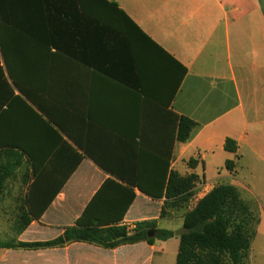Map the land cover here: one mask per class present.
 <instances>
[{"label": "crops", "instance_id": "crops-1", "mask_svg": "<svg viewBox=\"0 0 264 264\" xmlns=\"http://www.w3.org/2000/svg\"><path fill=\"white\" fill-rule=\"evenodd\" d=\"M109 1L139 30L105 18L69 57L31 52L22 69L34 99L0 82V140L21 144L0 149L8 153L0 166L16 164L0 194V264H176V234L114 249L25 247L63 237L109 180L136 185L129 232L153 222L176 233L217 186L246 189L262 204L249 264H264V0ZM176 115L198 124L187 143L176 140ZM26 151L39 159L38 174ZM173 172L199 177L181 208L166 205L165 191L138 186L159 192ZM30 200L38 211L51 202L37 214Z\"/></svg>", "mask_w": 264, "mask_h": 264}, {"label": "trees", "instance_id": "trees-1", "mask_svg": "<svg viewBox=\"0 0 264 264\" xmlns=\"http://www.w3.org/2000/svg\"><path fill=\"white\" fill-rule=\"evenodd\" d=\"M125 20L139 28L119 8L109 0H0V82L12 95L10 82L22 94L34 99L24 86L22 61L31 52L44 51L46 54L56 49L70 56L73 42L83 45L88 27L102 23V19ZM53 57V54H50ZM3 62L5 66H3ZM36 103V101H35ZM31 111L34 110L31 108ZM179 143H187L198 124L185 116H177ZM46 126L54 128L47 121ZM57 133V132H56ZM62 142L66 143L63 137ZM21 147L20 143L8 145L0 140V149L6 146ZM226 150L237 152V143L228 139ZM8 154L1 152V155ZM33 163L35 174L40 171V161L34 153L26 151ZM82 156L78 154V163ZM226 167L234 171V163L227 161ZM16 168L14 163L0 166V194L6 178ZM74 170V169H72ZM199 177H182L173 172L167 184L159 192L144 185H138L146 193L160 197L166 192V205L181 208L193 196ZM136 185L124 186L109 180L86 209L75 227L68 228L65 235L50 243L25 245L27 248L60 247L67 243L87 242L99 244L109 249L143 241L154 244L156 240L167 241L175 237L173 231L158 229L153 222L138 223L132 232L123 225L125 216L133 204ZM51 201L41 205L29 203L37 214H42ZM165 213V212H163ZM260 224V215L253 210L233 185H219L200 200L197 206L184 216L187 233L180 237L176 264H249L251 246ZM155 231L154 237L149 233ZM3 245L0 244V247Z\"/></svg>", "mask_w": 264, "mask_h": 264}, {"label": "rangeland", "instance_id": "rangeland-1", "mask_svg": "<svg viewBox=\"0 0 264 264\" xmlns=\"http://www.w3.org/2000/svg\"><path fill=\"white\" fill-rule=\"evenodd\" d=\"M242 186L244 188H247L245 183L244 184L242 183ZM241 195H242V198L252 206L253 210H255L258 213L261 212L262 204H261L260 199L257 196H253L251 193L247 192L246 189L244 190L242 189Z\"/></svg>", "mask_w": 264, "mask_h": 264}, {"label": "water", "instance_id": "water-1", "mask_svg": "<svg viewBox=\"0 0 264 264\" xmlns=\"http://www.w3.org/2000/svg\"><path fill=\"white\" fill-rule=\"evenodd\" d=\"M187 233V229L186 228H182L179 231H177L175 234L177 237H181L183 234ZM155 236V231H151L149 233V237H154Z\"/></svg>", "mask_w": 264, "mask_h": 264}, {"label": "built area", "instance_id": "built-area-1", "mask_svg": "<svg viewBox=\"0 0 264 264\" xmlns=\"http://www.w3.org/2000/svg\"><path fill=\"white\" fill-rule=\"evenodd\" d=\"M128 228V231H131L132 229H129V227H127Z\"/></svg>", "mask_w": 264, "mask_h": 264}]
</instances>
